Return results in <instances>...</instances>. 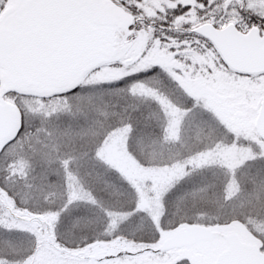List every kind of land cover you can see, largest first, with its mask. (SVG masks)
Instances as JSON below:
<instances>
[{"label":"snow or ice","instance_id":"obj_1","mask_svg":"<svg viewBox=\"0 0 264 264\" xmlns=\"http://www.w3.org/2000/svg\"><path fill=\"white\" fill-rule=\"evenodd\" d=\"M0 264H264V0H0Z\"/></svg>","mask_w":264,"mask_h":264}]
</instances>
